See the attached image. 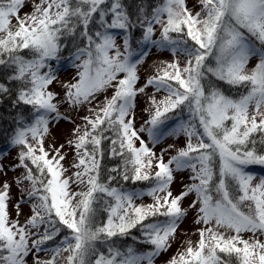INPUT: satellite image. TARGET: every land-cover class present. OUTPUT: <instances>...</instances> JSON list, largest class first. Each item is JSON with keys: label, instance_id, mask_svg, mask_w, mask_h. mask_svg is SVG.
Listing matches in <instances>:
<instances>
[{"label": "snow or ice", "instance_id": "snow-or-ice-1", "mask_svg": "<svg viewBox=\"0 0 264 264\" xmlns=\"http://www.w3.org/2000/svg\"><path fill=\"white\" fill-rule=\"evenodd\" d=\"M24 3L0 0V105L8 99L13 108L30 106L27 116L14 118L18 126L10 143L21 146L17 167L26 170L17 183L27 181L28 196L38 202L25 224L10 219V185L4 183L0 264H27L26 258L43 251L41 246L62 229L67 235L50 258L37 256L35 264H154L171 247L188 212L181 202L190 194L195 199L189 208L203 225L199 240L187 241L167 264H264V177L257 180L246 171L264 166V0H198V10L188 0H160L155 6L139 0L134 10L127 0H39L21 16ZM137 29L138 44L171 49L174 57L142 87L137 86L138 66L147 52L133 58ZM65 40L76 46L72 55L80 61L75 82L64 85L66 101L90 104L98 93L114 89L102 106L90 109L94 115L83 117V128L77 125L67 142L78 158L75 180L64 175L63 145L53 147L51 157L44 147L50 118H62L49 85L56 80L50 61L60 59ZM149 86L164 95L149 98V119L137 129L135 98ZM225 86L245 92L233 97ZM185 108L191 119L172 134L182 132L187 143L180 148L170 144L157 154L141 134L158 143L161 126ZM106 131L117 137L112 154L127 153L123 172H111L125 181H151L146 193L113 187L116 176L111 174L102 179L98 155ZM169 149L175 154L165 161ZM182 169L191 170V183L174 196V172ZM72 183L85 185L86 191H70ZM144 194L153 198L151 204L135 202ZM101 206L106 221L97 219ZM44 224L48 227L40 233ZM138 225L143 242L152 246L147 252L117 243ZM98 245H106V253Z\"/></svg>", "mask_w": 264, "mask_h": 264}, {"label": "rangeland", "instance_id": "rangeland-1", "mask_svg": "<svg viewBox=\"0 0 264 264\" xmlns=\"http://www.w3.org/2000/svg\"><path fill=\"white\" fill-rule=\"evenodd\" d=\"M39 0H25L23 7L20 10V15L23 16L26 13H31L33 11V4L38 3ZM188 6L193 8L194 10H198V0H188ZM13 24L16 21L13 19ZM159 37V32L157 31L154 38ZM141 50L147 52V56L143 59V62L138 66V74L139 81L137 83L138 87L144 86L147 79L155 75L158 68L163 67V62H170L174 59L173 53L171 49L167 48H157L151 45L148 46H139L137 51H134V59L138 57ZM180 59H184L182 56ZM255 59L251 61V65L255 64ZM52 68L55 70L56 80L53 81L51 85H49V90L56 93V98L54 99V103H57L59 112L62 118L59 119H51L49 122V132L44 138V147L45 150L54 155L52 148H60L61 154L65 156V159L61 161L63 167L67 169L65 172V176L75 177L73 173L77 171L76 168L73 167L74 164L78 162V158L76 156V149L70 146L67 142L69 140H73V130L77 125H80L83 128L85 121L83 117L85 116H93L94 113L90 111V109H96L97 106H102L105 100V97H111L114 89L108 88L97 94L96 99L92 101V103L82 104L78 106H73L65 99V87L66 83L75 82L74 78L78 72V68L75 66L80 63L79 60H75L74 56L71 55V58L62 59V60H52L50 61ZM47 71V69H44ZM152 95H156L157 99H159L163 92L157 93L156 89L153 86H149L145 89V93L137 94L135 98V108H134V124L137 129L144 125L145 121L149 119V110L151 108L149 98ZM52 116H55L53 113ZM182 119L174 118L171 121H167L165 125L161 126L162 135L158 143L153 144L149 139L147 132L142 133V137L146 143H148L149 147L153 148V150L160 154L163 149H167L168 145H175L176 148L184 147L187 143V137L181 132L177 134H172V130L176 128ZM195 138L193 139V143H195ZM21 150V146L12 145L10 142L0 147V190H3V185L7 182L10 185L8 189V212L10 219L19 220L20 224H25V222L32 216V206L34 203L38 201L28 196L29 184L27 181L23 183H17V180L22 178V176L26 173V170L23 167H17L20 163L19 161V152ZM82 151V150H81ZM175 154V149H169L165 154V161L170 158L171 155ZM249 173L253 174L257 180L260 177H264V172L260 173L257 171H253L248 168L246 169ZM190 169H182L174 172V180L171 185V191L173 195H179L183 190L184 186L188 183H191L189 177L191 176ZM150 186L143 188H133V189H124L125 191H135L140 193H146L147 189ZM70 191L81 192L86 191L85 185H77L76 183H72L70 185ZM195 199V194H190L185 197L181 202V207L188 209L186 216L180 221L177 231L175 233L174 239H172L171 247L162 252L159 256L155 258L154 264H167L173 256L177 254L178 251H183L186 248L187 241H192L195 244L199 240L198 229L203 225L196 223V211L194 209L189 208L192 200ZM137 204H151L153 202V198L149 195H141L136 201ZM19 204V215H17V207ZM163 217H159V219ZM160 219L161 221H163ZM152 222V221H151ZM48 227L47 224L41 225L38 229L40 233H43L45 228ZM32 231H37V229H33ZM251 234H245V238H248ZM64 238V237H63ZM61 238L56 244L51 245L52 240L46 241L44 245L41 247L44 249L43 251L34 252L30 254L26 260L27 264H35V258L38 256L41 260L49 259L52 255L51 249L60 245ZM146 249L138 251V252H147L151 250L152 246L147 244Z\"/></svg>", "mask_w": 264, "mask_h": 264}, {"label": "trees", "instance_id": "trees-1", "mask_svg": "<svg viewBox=\"0 0 264 264\" xmlns=\"http://www.w3.org/2000/svg\"><path fill=\"white\" fill-rule=\"evenodd\" d=\"M138 2L139 0H127V3L133 6V10L135 9V4ZM143 2L146 6L147 5L155 6L157 3L160 2V0H143ZM150 10L151 8H149V11ZM140 38H141V30L139 29L134 30V38L132 42V48L134 51L137 50L139 46H141L140 44L137 43V41H139ZM64 43L67 45V47L62 50L59 60L65 59L66 57L72 55L76 51V46L74 44L69 43L67 40H65ZM77 43H79V40H77ZM8 74H11L10 71L8 72ZM2 75L3 73H0V76ZM0 82L3 81L0 80ZM225 91L226 94L228 95H231L233 97H238L240 94L245 92V89L244 88L229 89L225 86ZM30 111H31L30 106H26V105H20L17 108H13L11 105V100L8 99L5 100L4 104L0 105V147L5 146L10 142V138L13 134V131L18 126L14 119L17 116V114L19 113L21 115L27 116V114ZM179 115L180 118L182 119L181 120L182 122H186L191 119L190 114L186 108ZM174 118L170 119L169 121L173 120ZM103 135L105 138L102 140V143L100 145V148L102 149V156L98 155V159L101 166L100 171H101L102 179L106 180L109 174L116 176V181L112 184V186L121 188L122 190L127 188L133 189V188H143L150 186L152 184L151 181H133L131 179L125 181L122 179V176L120 174L116 172H111V170L114 168H118L121 173L123 172V169L125 167L124 161L127 158V153H125V156L123 157L120 155H113L112 140L117 138L116 134L113 131H106L104 132ZM205 142L208 141L205 140ZM28 163L30 167L35 168L34 165L30 164V161ZM127 167L129 168V170L131 169L130 164ZM249 167L250 169L258 171L260 173L264 172V166L252 165ZM216 168L218 170V161L216 164ZM97 219L99 221H106L107 219V213L102 210V206H101V210H99L97 213ZM163 219L165 218L163 217ZM151 221L152 220L150 219L148 222ZM130 231H131V235L129 237L121 238L120 240H118L117 242L118 245H123L125 247L131 245L137 251H141L148 248L147 243L143 242V236L139 225L136 228L131 229ZM65 235H67V232L62 229V231L55 238H53L51 245L56 244ZM98 248L100 251H105L106 253V249H107L106 245H98Z\"/></svg>", "mask_w": 264, "mask_h": 264}]
</instances>
